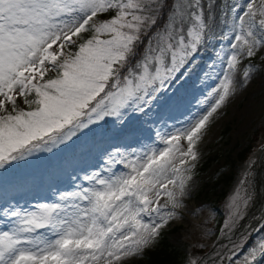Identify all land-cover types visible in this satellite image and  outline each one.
<instances>
[{
    "label": "snow or ice",
    "instance_id": "1",
    "mask_svg": "<svg viewBox=\"0 0 264 264\" xmlns=\"http://www.w3.org/2000/svg\"><path fill=\"white\" fill-rule=\"evenodd\" d=\"M217 11L230 49L215 53L221 61L226 54L227 67L210 109L167 131L171 114L189 102L185 85ZM261 47L264 0H0V191L10 183L2 173L37 153L104 157L101 169L50 202L28 209L3 198L0 264H123L140 255L175 218L165 209L182 206L177 196L191 178L184 165L197 158L200 134L229 98L240 57ZM217 67L205 65L197 78ZM251 176L229 198L228 232L255 199ZM249 231L264 233V209L260 227L229 237L231 247L211 264H262L264 237L245 250Z\"/></svg>",
    "mask_w": 264,
    "mask_h": 264
},
{
    "label": "rangeland",
    "instance_id": "2",
    "mask_svg": "<svg viewBox=\"0 0 264 264\" xmlns=\"http://www.w3.org/2000/svg\"><path fill=\"white\" fill-rule=\"evenodd\" d=\"M232 2L233 0H226V3ZM220 15L217 11V19L207 33L206 43L197 53V73L185 85L187 101L190 103L186 102L171 114L167 131H172L173 125L182 127L185 121L192 120L193 114L200 115L210 109L214 99L213 90L219 85L218 77H222L223 70L227 67L226 54L225 60L221 61L215 53L222 47L230 49L229 41L223 39V33L230 31V28L220 20ZM229 18L230 13L225 20ZM231 39L232 37L229 38ZM213 61L218 65L215 72L207 79H198V76H202L200 69ZM240 61L234 75L235 86L229 98L210 118L195 145L197 158L189 159L184 165L191 168V172L185 174L191 178L186 182L185 194L177 196L182 206H169L165 209L174 212L175 218L160 229V232L180 251L183 260H188L190 251L197 242L207 250L202 259L184 264H211L217 254L224 253L231 247L229 237L217 244L214 241L229 219L227 204L233 190L249 172L247 166L254 160L255 153L264 147V47L251 59L242 56ZM246 68L252 69L248 80H244L242 76ZM255 133L256 139L252 143L256 148L252 147L250 154L247 153L249 155L246 158L240 159L242 150L249 144L252 146L251 135ZM81 139H91V134ZM180 143L187 150V142L181 140ZM103 146L106 145H101ZM103 159L96 151L84 159L78 156L74 158L73 149L58 150L55 155L37 153L2 173L4 181L10 183L6 193L0 191V204L5 196L10 203L28 209L37 203L50 202L55 198L54 192L74 191L76 184H83L84 181L79 177H83L85 172L101 169ZM207 160L209 163L206 167L198 168L201 162ZM193 165L195 167L192 169ZM113 170L119 172L123 169L122 166H116ZM73 177L78 178L74 180ZM49 185H54L55 188H50ZM169 187L172 188L171 185ZM165 202L166 197H161L159 203ZM0 230H6L2 219ZM225 232L231 233L227 229ZM238 234L240 232L230 235L231 240H237ZM262 237L264 233L249 231L245 250ZM148 247L140 255L125 259L123 264H151L147 263Z\"/></svg>",
    "mask_w": 264,
    "mask_h": 264
},
{
    "label": "trees",
    "instance_id": "3",
    "mask_svg": "<svg viewBox=\"0 0 264 264\" xmlns=\"http://www.w3.org/2000/svg\"><path fill=\"white\" fill-rule=\"evenodd\" d=\"M169 4H171V0H169ZM168 9L165 8L164 12L165 15L167 14ZM164 23L163 18L160 20V24L162 25ZM74 47V46H73ZM143 47V46H141ZM54 75L53 73H49L48 76ZM47 78V77H46ZM17 105L20 108H25L26 105L23 103V100L21 98L17 99ZM11 106L9 105V108ZM253 139H256V133L251 135V145L253 146L252 141ZM252 146H247L245 149L242 150V153H240L239 158L243 159L247 153H249L252 149ZM209 160L201 162V164L198 166V168H204L208 165ZM194 167H192L193 169ZM197 168V169H198ZM205 249L200 246V244H195L191 252L188 256V260H183L180 251L173 247L167 240L166 237L160 233L159 237L156 239V241L151 244L147 250V263L151 264H184L188 263V261L196 262L198 258L204 254Z\"/></svg>",
    "mask_w": 264,
    "mask_h": 264
},
{
    "label": "bare ground",
    "instance_id": "4",
    "mask_svg": "<svg viewBox=\"0 0 264 264\" xmlns=\"http://www.w3.org/2000/svg\"><path fill=\"white\" fill-rule=\"evenodd\" d=\"M254 162L249 165L250 170L253 173L251 176L254 178L255 183H257V199L253 200L252 205L250 208L247 210V214L245 218L240 221L239 228L233 230L231 233L225 232V228L222 229L221 233L216 237V240L214 241L215 244L219 243L221 240L226 239L227 237H230L232 234L239 233L248 227L255 228V227H260V215H261V210L264 209V191L262 192V186L261 182L263 179L264 175V147L259 149L255 153V158L253 160ZM246 173V172H245ZM263 184V183H262ZM239 235V234H238Z\"/></svg>",
    "mask_w": 264,
    "mask_h": 264
}]
</instances>
